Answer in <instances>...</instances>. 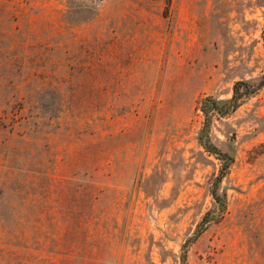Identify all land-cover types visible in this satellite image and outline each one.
Masks as SVG:
<instances>
[{"label": "rangeland", "instance_id": "1", "mask_svg": "<svg viewBox=\"0 0 264 264\" xmlns=\"http://www.w3.org/2000/svg\"><path fill=\"white\" fill-rule=\"evenodd\" d=\"M263 76L264 0H0V264H264Z\"/></svg>", "mask_w": 264, "mask_h": 264}, {"label": "trees", "instance_id": "2", "mask_svg": "<svg viewBox=\"0 0 264 264\" xmlns=\"http://www.w3.org/2000/svg\"><path fill=\"white\" fill-rule=\"evenodd\" d=\"M263 85H264V76L262 77L261 81L256 85L250 84L245 81L239 82L234 85L232 97L229 100L224 102H218L215 99L209 97L202 102L201 111L205 119H204L203 127L200 130L198 137L200 141V145L204 148L206 152H208L211 155H214L223 164L222 165L223 168L221 169L220 174L214 180L215 181L214 185L218 184L223 178L226 169L229 167V165L232 162V157L222 153L219 149L213 147L212 144L210 143L209 127L211 125V121L214 116L223 118L231 115L239 107L243 99L250 97L251 95L256 93V91L260 89ZM212 195L216 198V200H218L214 189L212 190ZM218 213H221L220 209L218 210Z\"/></svg>", "mask_w": 264, "mask_h": 264}]
</instances>
